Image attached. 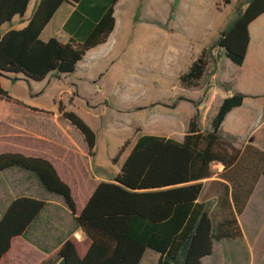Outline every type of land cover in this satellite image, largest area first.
Wrapping results in <instances>:
<instances>
[{"label": "trees", "instance_id": "trees-1", "mask_svg": "<svg viewBox=\"0 0 264 264\" xmlns=\"http://www.w3.org/2000/svg\"><path fill=\"white\" fill-rule=\"evenodd\" d=\"M30 0H0V27L23 17ZM119 0H39L22 29H10L0 37V73L16 81L19 75L39 82L49 74L70 75L85 53L106 41L114 28V6ZM229 3V0H224ZM64 3L74 6L63 30L67 43L55 38L40 39V33ZM264 14V0H245L227 22L219 38L203 49L187 70L178 76L183 89L196 88L213 57L211 50L234 66H242L250 43L249 26ZM246 95L235 92L225 97L210 119L209 129L201 130L198 115L187 124L182 141L155 135H138L119 172L110 181L99 182L77 214L69 187L54 167L41 158L19 153L0 154V173L17 169L32 175L48 195L60 198L72 222L89 241L80 257L75 244L65 240L54 258L42 264H140L146 251L158 255L156 264H203L215 242L241 239L236 216L244 210L254 186L264 178V152L246 146L243 152L225 143L220 126L226 115L242 105ZM0 101L19 103L0 84ZM31 110H35L31 108ZM57 110L82 136L89 157L94 156L95 134L61 102ZM119 148L111 163L129 146ZM252 154L244 173L239 163ZM233 169L234 176L222 175L220 197L201 201L202 180L212 176L211 164ZM237 172V173H236ZM48 203L19 197L12 200L0 217V261L10 250L12 239L24 237ZM216 211H219L218 213Z\"/></svg>", "mask_w": 264, "mask_h": 264}, {"label": "crops", "instance_id": "crops-1", "mask_svg": "<svg viewBox=\"0 0 264 264\" xmlns=\"http://www.w3.org/2000/svg\"><path fill=\"white\" fill-rule=\"evenodd\" d=\"M38 2L39 0H30L23 17L20 18L16 16L12 19L11 24L2 25L0 27V35L4 34L10 29L19 30L25 27ZM121 2H123V0H119L114 6V28L109 34L106 41L88 50L85 53L84 57L76 64L75 70L72 74L57 75L55 73H51L44 80L39 82L26 80L23 76L19 75L16 82H24L29 84L30 86H33L28 91L29 101H20L10 96L11 98L19 102H10V104L18 108V111L13 110L14 113L12 115L8 111V113H3L0 116V154L19 153L26 157L41 158L48 161L54 167L61 181H63L72 192L71 187L67 181L68 178L65 174L62 175L58 172V169L56 168V165L54 163V159L52 158L51 151L49 149H47L45 146L37 147L36 145H34L33 147L26 142L20 141L29 140L34 141L35 143L40 142L44 144H51L53 140L52 124L57 125L56 132H59L63 136H67L70 139H67V144L72 148L78 149L79 154L75 153L74 155L81 156V158H83L86 162V170L80 168V170L78 171L80 177H82L81 179L84 180V175H87L88 181L95 180V183L89 191L82 207L99 182L110 181L109 179L103 178L99 173L95 174L94 168H102L101 164L97 160L99 148L100 150H104L105 147L114 139H121L123 142H125L132 136L136 128L140 129V131H138V135H155L170 138L180 142L184 137L187 124L189 123L190 119L197 114V108L195 105L196 103L194 104V102H196V97H186V101L181 102V100L178 99L180 98V96L178 95V97H174V95L173 98L167 97L161 100H157L159 102H162V104L165 106H159L158 104H155L158 106V109L155 113L150 114V105L148 104V102L141 103L139 101L142 95L138 94V91H134V88L128 86V84L123 81H119L118 83H110V81L107 79L109 70L112 68L114 63L117 62V60L123 58L127 63V61L131 58L129 52H131L134 44L140 43L141 47L143 46L144 49H142L140 53L141 56H144L145 54V68L148 71L154 69V60L152 61V59L147 56V54L153 56L154 52H150V49L154 47H157V51H160L159 53L162 55L161 57L164 56L165 65L163 64L161 71L162 73H164V75L161 74L163 77L166 78V75L170 73L171 68L177 64L179 66L178 71L171 72L173 74V76L171 77L173 81H177L178 76L187 70L192 60L196 56V53L192 54V52L190 51V42H188L186 39L174 38L172 40H168L151 38L152 35L150 36L149 32L164 33V31H161L156 24H147L142 22L134 23L133 18H131L130 26H124L121 22V13L123 10V7H121ZM73 11V5L69 3L62 4L54 13L48 24L41 31L40 39L45 42L51 38H55L61 43H67L69 40V35L63 30V26ZM261 16H263L262 21H264V14H262ZM256 20L254 22H256ZM54 21L56 22L53 25ZM134 31L136 33H134ZM247 55L242 66L238 67L234 66L233 64H229L228 60L224 57L222 59V64L225 69H227L229 72L232 71L233 74H239L241 72L243 74L247 61ZM146 57H148V59ZM157 67H159V65ZM259 73L260 60H258L256 66L253 67L252 70V76L250 78L253 82L252 86H255L257 78L256 76ZM120 75V78H126L125 75ZM1 79H5L10 82L9 77H0V80ZM0 84L3 88L1 81ZM48 90L54 91L52 96L55 101L53 104L55 105L56 102L57 104L58 102H61L67 111H69L68 108L76 110L82 108L90 114L99 113L101 111L102 116H99V125H95V127H92L86 123L95 134V148L93 157L88 156L86 145L80 134L79 135L82 139L81 145L76 146L71 140L69 133L63 126L64 122L66 123L67 121L60 118L57 110V105H55L54 108H45L32 103L33 99H35L38 95L47 92ZM235 92L246 94V91H243L242 89H235L233 92H230L229 89V91L223 95L218 106L225 97ZM114 93L126 94L124 98H121V101L126 103L128 101L134 100V104L130 105L127 108H122V110L119 112L115 111V109H113L108 104V102L110 101V94ZM131 96H133V100ZM164 100H170L171 103L167 104ZM245 103L246 99H244L240 107L231 110L226 115L224 121L220 126V132H225L230 136H237L241 142L250 144L253 147H256L257 149L264 152V142L261 140V138L254 140L253 137L261 129V106L260 104L245 106ZM31 108L35 110H31ZM19 110H22L27 114H22ZM130 113H137L135 120H127ZM29 115H36L38 117V128H33L30 125V123L28 122ZM101 117H104L105 121L102 122ZM48 120L51 123L50 129H47L46 121ZM102 130H104L105 135L101 136L100 138L98 136V132ZM9 141H13L14 143L15 141H18V146L15 145V147H13V152H10L8 150ZM261 141L262 145L260 146L258 142ZM128 152L124 155V159L127 156ZM116 153L110 155L109 158L115 156ZM122 157L123 156H121L120 158ZM120 160L121 159H119L118 162H120ZM73 164L80 167V164L76 162ZM104 165L105 167L102 169L110 167V163L108 161ZM262 195H264V178L260 177L254 186L253 192L250 195L244 210L240 215L236 216L238 226L241 230L244 247L247 249L248 254L250 255V264H264V259L261 256V253L264 250V244L262 243L256 245L255 243L258 234L261 232V229L264 230V226L263 228H261L255 225V222L257 223V215L255 214V212H257L260 203L264 202V199L259 197ZM19 197L40 199L48 203L46 209L44 210V212H42L37 222L32 225L28 231L33 230V228L35 229L37 223L41 220L42 216L47 213L50 207L52 210L48 212V215H46V217L44 218L45 223L51 224L52 230H55L54 233L61 234L60 238L61 240H63L62 242L68 240L70 236L77 234V230L82 233L79 229H76L75 226V229L73 230L64 229L62 219L63 217H68V214H70L68 209L60 198V200L57 202L51 201L48 198L49 195L45 193L44 190L38 185L36 179L32 175L17 169H11L1 172L0 217L7 205L12 200ZM82 207L78 210L75 204L77 214L81 211ZM70 219L72 220L71 215ZM13 241H19L20 243L26 242L25 236L16 237L12 239V242ZM29 245L36 248L34 244L29 243ZM38 250L41 253H45L40 248ZM9 252L10 250L4 255L0 263L9 255ZM213 252L206 258L213 256ZM145 255L146 252L144 253L140 264L144 263ZM82 256L83 255H81L80 257ZM148 257L151 261V264H156L158 255L157 257L151 255H149Z\"/></svg>", "mask_w": 264, "mask_h": 264}, {"label": "rangeland", "instance_id": "rangeland-1", "mask_svg": "<svg viewBox=\"0 0 264 264\" xmlns=\"http://www.w3.org/2000/svg\"><path fill=\"white\" fill-rule=\"evenodd\" d=\"M244 1L245 0H229V3H225L224 0H123V2H121V7H123L121 13V22L124 26H130L131 18H133L134 23L142 22L158 25L159 29L164 31V33L149 32L150 36L152 35L151 38L168 40H172L174 38L186 39L188 42H190V51L192 54L196 53L195 58L192 60L193 62L203 49H208L219 38L227 22L235 16L237 8ZM262 20L263 16H260L256 22H253L249 27L250 44L243 74L242 72L239 74H233L232 71L229 72L227 69H225L222 64L223 56L221 55L220 50L214 48L211 50V54L213 57H217V62L214 63L212 60H210L206 72L202 80L199 82L198 87L192 89H183L178 83V78L177 81H173L171 78L173 76L171 72L178 71L179 66L177 64L174 65L171 68L170 73L166 75V78L163 77L161 74L164 75V73L161 71L162 66L165 63L164 56L161 57L162 55L159 53L160 51H157V47H154L150 49V52H154L153 56L147 54V56H149L152 61L154 60V69L150 71L146 70V63L144 62L145 54L144 56H141L140 53L144 48L143 46L141 47L140 43H138L134 44L131 52H129L131 58L127 61V63L123 58L117 60V62L114 63L108 72L107 79L110 81V83H118L119 81H123L128 84V86L134 88V91H138V94L142 95L139 101L141 103L148 102L150 105V114L155 113L158 109V106L155 104H158L159 106H165L162 104V102L157 100L167 97L173 98L174 95V97L178 95L180 96L178 99L183 102L186 101V97H196V102H194V104L196 103V115H198L199 127L201 130L209 129L210 119L214 115L223 95L227 93L229 89L230 92H233L235 89H242L243 91H246L245 106H251L252 104H260L261 106V129L253 137L254 140L261 138V140L264 142V21ZM55 22L56 21H54L53 25ZM134 33L136 32L134 31ZM146 58L148 59V57ZM258 60H260V73L256 76L257 78L255 86H252L253 82L250 78L252 76L253 67L256 66ZM157 63L159 67H157ZM228 63L231 64L229 61ZM120 74L125 75L126 78H120ZM0 81L9 96L24 102L29 101L28 91L33 86H30L24 82H9L5 79H1ZM53 93V90H48L47 92L40 94L35 99H33L32 103L45 108H54V106L58 104L57 102L55 105L53 104L55 101L52 96ZM125 95L126 94L124 93L110 94V101L108 104L117 112L121 111L122 108H127L134 104L133 96H131L133 101H128L126 103L122 102L121 98H124ZM165 102L167 104L171 103L170 100H166ZM68 109L69 111L74 112L82 121H84L85 124L87 123L92 127L99 125V116H102L101 111L99 113L90 114L82 108H79L78 110L72 108ZM13 110L18 111V108L14 107L10 103L7 104L0 102V116L3 113H8V111L12 115L14 113ZM19 111L22 114H27L22 110ZM128 116L129 117L127 120L132 121L136 119L137 113H130ZM101 120L102 122L105 121L104 117H101ZM28 122L33 128L39 127V120L36 115H29ZM46 122L47 129H50L51 123L49 120ZM63 126L69 133L74 144L76 146L81 145L82 139L78 131H76L74 127H71L67 122H64ZM56 129L57 125L52 124L53 140L51 144H44L40 142L35 143L34 141L29 140L20 141L26 142L33 147L34 145L37 147L45 146L51 151V155L54 159V163L58 169V172L62 175L65 174L68 178L67 181L72 190V198L76 204V208L79 210L82 207L89 191L93 187L95 180L88 181L87 175L85 176L84 174L83 178L85 179H81L82 177H80L78 171L80 168L86 170V162L83 158H81V156L74 155L75 153L79 154L78 149L70 147L67 144V139L69 138L67 136H63L59 132H56ZM138 131H140V129L136 128L132 136L127 139L129 140L130 144L125 152L121 155L123 157L120 158V156L118 158V160L121 159L120 162L117 161L116 164L111 163L112 158L115 156L112 158H109V156L116 153L117 149L119 150V148L124 144L121 139H114L105 147L104 150H100L99 148L97 160L101 164V167L104 168V164L107 161L110 163V167L106 169L94 168L95 174L99 173L103 178L112 180L113 177L119 172L120 166L124 160V155L129 151L135 138L138 136ZM104 135V130L98 132V136L100 138ZM220 136L225 143L230 144L234 148L240 150V152H243L246 146H252L250 144L241 142L237 136H230L225 132H220ZM262 141L258 142L260 146L262 145ZM15 145L18 146V141H15V143L13 141H9L8 150L13 152V147H15ZM251 157L252 154L248 153V155L243 158L241 163H239L237 169L240 174L244 173V168L250 166ZM75 162L80 164V167L74 165L73 163ZM210 168L212 176L209 179L201 181L203 184V191L200 200L206 203H211V209L215 210L214 204L221 195V183L224 182L221 179V176L227 175L233 177V169L235 168H231L224 172L222 165L218 163H212ZM259 197L264 199V195ZM48 198L53 202L60 200L59 198L51 195H49ZM51 210L52 209L49 207L47 213H45L41 220L37 223L35 227L36 230L33 228V230L28 231L27 235L25 236L26 242H12L9 255L4 258L0 264H42L44 261L56 256L59 250V244L63 240L60 238V233H54L55 230H52L51 224L45 223L44 218ZM216 212L218 213L219 211ZM255 214L257 215V223L255 222V225L263 228L264 202L260 203ZM62 221L65 230L75 229L74 224L70 219V214H68V217H63ZM68 240L75 244L79 256L85 253L88 247V241L82 233L77 230V234L70 236ZM29 243L34 244L36 248L29 245ZM255 243L256 245L262 243L264 244L263 229H261V232L258 234ZM39 248L45 253L39 252ZM149 255L157 257V254L154 252L146 251L143 264H151V261L148 257ZM261 256L264 259V250L261 253ZM203 264H250V255L248 254L247 249L244 247L242 238L234 240H222L220 242L214 243L213 256L204 259Z\"/></svg>", "mask_w": 264, "mask_h": 264}, {"label": "water", "instance_id": "water-1", "mask_svg": "<svg viewBox=\"0 0 264 264\" xmlns=\"http://www.w3.org/2000/svg\"><path fill=\"white\" fill-rule=\"evenodd\" d=\"M0 37H1V35H0ZM0 76H3L2 73H0Z\"/></svg>", "mask_w": 264, "mask_h": 264}]
</instances>
